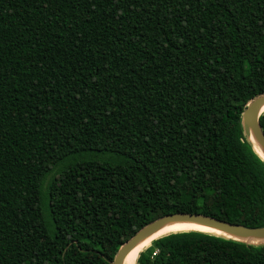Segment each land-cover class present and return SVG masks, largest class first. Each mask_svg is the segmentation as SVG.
Returning a JSON list of instances; mask_svg holds the SVG:
<instances>
[{
	"label": "trees",
	"instance_id": "1",
	"mask_svg": "<svg viewBox=\"0 0 264 264\" xmlns=\"http://www.w3.org/2000/svg\"><path fill=\"white\" fill-rule=\"evenodd\" d=\"M262 95L264 0H0V264H113L170 214L264 227L241 120ZM150 245L137 264H264L201 232Z\"/></svg>",
	"mask_w": 264,
	"mask_h": 264
},
{
	"label": "water",
	"instance_id": "2",
	"mask_svg": "<svg viewBox=\"0 0 264 264\" xmlns=\"http://www.w3.org/2000/svg\"><path fill=\"white\" fill-rule=\"evenodd\" d=\"M264 114V95L253 99L248 103L242 113V128L244 135L251 142L257 154L264 160V132L260 125V117ZM254 135L255 143L250 139ZM257 146L260 148L258 150ZM192 223L220 230L231 235V240H235L248 245L260 246L264 243H252L251 241H264V227H248L241 224H232L219 218L201 215V214H170L156 219L144 226L128 242H126L118 251L113 264H124L130 252L143 240L154 235L163 227L173 223ZM249 240V241H242Z\"/></svg>",
	"mask_w": 264,
	"mask_h": 264
},
{
	"label": "bare ground",
	"instance_id": "3",
	"mask_svg": "<svg viewBox=\"0 0 264 264\" xmlns=\"http://www.w3.org/2000/svg\"><path fill=\"white\" fill-rule=\"evenodd\" d=\"M250 139L255 143V139H254L253 134H251ZM257 148L260 151V148L258 146H257ZM189 231L201 232V233L216 235V236H220V237H227V238L232 237L231 235L226 234L220 230H216V229H212L209 227L196 225V224H192V223L180 222V223L168 224L165 227H163L160 231L155 233L154 235H152V236L148 237L147 239L141 241L127 256L124 264H137L139 253L146 247L148 242L151 243L153 240H155V239H157L163 235L170 234L173 232L178 233V232H189ZM242 241H249V240H242ZM251 242L255 243V244L264 243V241H253V240Z\"/></svg>",
	"mask_w": 264,
	"mask_h": 264
},
{
	"label": "rangeland",
	"instance_id": "4",
	"mask_svg": "<svg viewBox=\"0 0 264 264\" xmlns=\"http://www.w3.org/2000/svg\"><path fill=\"white\" fill-rule=\"evenodd\" d=\"M149 245H150V242L147 243L146 247H148ZM146 247H145V248H146Z\"/></svg>",
	"mask_w": 264,
	"mask_h": 264
},
{
	"label": "snow or ice",
	"instance_id": "5",
	"mask_svg": "<svg viewBox=\"0 0 264 264\" xmlns=\"http://www.w3.org/2000/svg\"><path fill=\"white\" fill-rule=\"evenodd\" d=\"M261 143H262V146H264V141H262Z\"/></svg>",
	"mask_w": 264,
	"mask_h": 264
}]
</instances>
